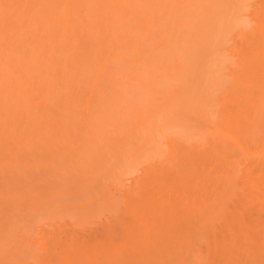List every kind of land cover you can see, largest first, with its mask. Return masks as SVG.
<instances>
[{
	"label": "bare ground",
	"instance_id": "6f19581e",
	"mask_svg": "<svg viewBox=\"0 0 264 264\" xmlns=\"http://www.w3.org/2000/svg\"><path fill=\"white\" fill-rule=\"evenodd\" d=\"M29 1L30 12L25 13L22 0H0V162L6 160L2 142L11 135L31 142L30 154L14 156L5 164L21 176L17 185L21 192L31 185L30 207L41 198L40 186L49 181L63 184L61 191L73 188L82 201L96 198L100 179L102 184L109 180L110 156L118 146L134 153L137 142L155 145L164 136L171 142L194 138L197 132L191 121L210 117L209 99L225 83L223 46L234 42L231 33L249 31L254 37L251 27L259 30L258 25H249L246 13L252 0H236L234 8L230 0ZM258 8L264 11V0ZM79 32L93 43V61L77 65L79 74L92 88L97 86L94 78L102 76V86L109 91L99 101L101 123L84 134L75 109L83 96L62 95L69 82L60 84L54 76L58 56L66 61L59 49L76 41ZM52 107L56 113L66 108L59 116L74 128L71 146L66 136H54L44 119ZM175 152L181 154L179 147ZM227 170L230 179L233 171L242 178L241 264H264V138L246 141L240 157L228 160ZM12 198L25 200L17 193ZM55 199L51 193L46 202ZM18 213L14 209L9 222L0 219V251L14 235L11 228L17 225ZM97 261L93 259L94 264ZM0 264H6L5 259Z\"/></svg>",
	"mask_w": 264,
	"mask_h": 264
},
{
	"label": "rangeland",
	"instance_id": "374dc122",
	"mask_svg": "<svg viewBox=\"0 0 264 264\" xmlns=\"http://www.w3.org/2000/svg\"><path fill=\"white\" fill-rule=\"evenodd\" d=\"M235 1L230 0L233 8ZM22 2L21 9L29 13L30 1ZM252 3L246 11L253 20L249 25H258L259 30L251 27L254 37L249 31L231 33L234 42L223 46L225 83L209 99L210 117L191 121L196 136L174 142L164 136L155 145L153 141L137 142L134 153L118 146L110 156L109 180L102 184L100 179L96 198L82 201L73 188L61 191L63 184L49 181L40 186H44L41 198L30 207L31 185L21 192L17 187L21 176L5 164L14 156L30 154L31 142L26 138L17 141L18 135L2 142L6 160L0 162V219L9 222L14 209L19 213L17 225L11 228L14 235L0 251V260L6 264H69L64 259L69 257L73 264H94V258L96 264H241L242 178L239 171H233L230 179L227 165L228 160L240 157L246 141L264 138V11L258 12L261 0ZM66 44L70 45L58 52L66 61L58 56L54 76L60 84L69 82L62 95L83 96L75 109L84 134L101 123L99 101L109 91L102 86V76L94 78L97 86L92 88L79 74L77 65L93 61L90 37L79 32L76 41ZM63 110L56 113L49 108V117L44 119L54 136H66L71 146L74 128L65 116H59ZM46 140L43 131L40 141ZM183 146L188 153L182 154ZM58 147L63 148L61 143ZM176 147L181 154H176ZM145 151H151L150 155L140 159ZM14 193L25 198L23 203L12 198ZM51 193L56 199L48 204Z\"/></svg>",
	"mask_w": 264,
	"mask_h": 264
}]
</instances>
